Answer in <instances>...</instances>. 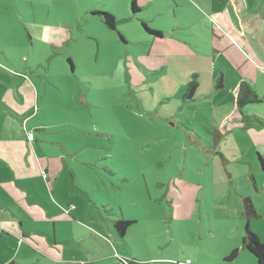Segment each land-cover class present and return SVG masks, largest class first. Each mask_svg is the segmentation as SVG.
Returning a JSON list of instances; mask_svg holds the SVG:
<instances>
[{
  "label": "crops",
  "instance_id": "0c3cea01",
  "mask_svg": "<svg viewBox=\"0 0 264 264\" xmlns=\"http://www.w3.org/2000/svg\"><path fill=\"white\" fill-rule=\"evenodd\" d=\"M18 1L0 0V26H3V30L7 26V33L2 34L3 38L0 39V264H41L43 260L48 264H129V258L134 257L133 253L131 254L132 244L125 246L123 243L128 238L130 228L133 227L129 235L139 229L138 226H133L137 222L136 219L133 218L136 222L128 229L124 238H118L113 228L109 227L107 230L113 235L114 241L108 240L111 237L106 235L103 225L97 224L96 227L93 223L90 224L89 220H93L90 215L95 218L94 208L91 207L89 215L80 204L84 202L86 195L90 196L89 182L82 181V166L89 167L93 161L83 156L86 157L85 161L82 160V165H79L76 158L81 149L69 146L64 137L65 133L62 134V131L71 126L66 121L69 105L63 103L55 110L47 101L48 73L41 63L46 55L45 49L48 55L52 52L66 54L65 57L73 63L71 69L75 74V59L87 67L89 62L104 63L110 58L120 61V58L132 55L145 73L170 74L173 80L181 83L179 86L184 93L187 88L185 83H188L189 78L181 82L185 76H181L182 72L176 64L167 65L166 58L174 61L177 58L195 61L194 58L198 56L207 57L211 54L235 51L245 59V63L255 75L260 76L264 85V1L255 4L257 0H136L139 11L135 13L132 7L134 0H70L72 5L77 7L74 9L81 20L78 24L75 21L49 22L51 7L45 8L42 21L28 19L23 15L20 17L15 12ZM62 1L55 0L54 3L63 4ZM22 9L23 6L19 5L17 10ZM95 9L117 14L119 25L126 22L134 25L131 29L118 26L117 30L108 31L101 15L91 11ZM86 14L89 17L81 16ZM14 16H18L19 20L16 29L22 26L30 43H33L34 38L42 43L40 60L31 61L33 54L28 55L16 50L21 49V42L25 46L27 43L9 31L8 27L12 25ZM139 17L145 19L150 27L160 31L162 35L149 33L142 25L139 27L136 24L140 21ZM94 20L100 22L103 30L97 33L86 30L90 21ZM156 20L157 23L154 24ZM27 26L30 27L29 35ZM122 29H125V32ZM80 33L86 34L87 38L84 36L82 39ZM115 33L124 36V41L114 36ZM91 37L96 43L90 40ZM85 38L92 43L82 47ZM5 41L8 42L4 43ZM64 47L66 50L62 49ZM145 58H148L149 62ZM95 68L96 66H93L94 70ZM62 70L63 74H66L65 66ZM193 74H198V71L193 69ZM243 81L248 82L263 97L259 105L261 109H255L254 105L249 104L243 108L244 113L251 117L257 115L264 120V89L260 85L255 86L253 76L246 73V77L236 84V98ZM57 112L63 115L60 116ZM222 116L220 129L224 134L219 131L215 136L216 147L221 149L220 153L224 156L222 160L228 162V156L231 155V161L240 162L246 154L237 145L235 135L230 136L231 143H221L218 146L223 135L227 137L232 133L234 126L243 129L254 126L260 130L255 132L257 136L251 131L247 132V137L253 145L256 138L260 141L254 147L263 158L259 145L264 143V126L254 119L244 122L236 99L235 106ZM50 130L55 131L49 136ZM30 133L34 134L33 140L29 138ZM256 159L255 167L250 165L249 176L256 182L254 186L258 192L261 191L258 184L260 179L264 187V163L260 156ZM228 175L231 177L233 174L228 172ZM186 184H177L182 193L172 191L181 210L189 192L195 191L199 194V190L204 188L203 183H200L199 190L197 184L192 185V188ZM248 195L253 198L260 213V217L249 221L244 211V197ZM218 202L221 206L217 213L227 219L220 230L226 234L225 239L230 240V246L222 254L226 256L242 244L245 235L242 226L246 219L250 228L258 235V230H264V220H261L264 215L260 211V205H264V202L254 197L252 192L241 193L238 197L223 192ZM100 208L102 209L101 202ZM180 214L188 216L183 211ZM99 215L106 223L111 222L102 216V211ZM75 217L88 224H81L83 230L78 233L69 230L72 228L70 225L76 222ZM96 231L104 236L101 237ZM142 233L144 234V231ZM87 237L99 241L101 246H89L85 242ZM83 245L86 246L85 249H82ZM123 249L128 254L122 252ZM138 249L140 251L139 246ZM166 250L160 245L159 249H154L155 257L150 259L146 255L142 261L146 264H171L173 260L164 256ZM244 250L241 245L238 258L228 261L236 260L235 262L239 263ZM155 258L157 260H154ZM189 259L187 257L184 261L173 263L183 264L182 262ZM250 264H256V260H252Z\"/></svg>",
  "mask_w": 264,
  "mask_h": 264
},
{
  "label": "rangeland",
  "instance_id": "374dc122",
  "mask_svg": "<svg viewBox=\"0 0 264 264\" xmlns=\"http://www.w3.org/2000/svg\"><path fill=\"white\" fill-rule=\"evenodd\" d=\"M63 1L61 4L54 3L55 0H19L15 12L20 17L23 15L28 19L42 21L45 10L51 7L49 22L75 21L78 24L81 20L74 9L77 7L70 0ZM263 1L257 0L255 4ZM19 5L23 6L21 11L17 10ZM91 11L110 13L96 9ZM112 15L118 18L117 14ZM12 19V25L8 27L10 33L18 35L27 43L25 46L21 42V49L16 50L33 54L31 61L40 60L42 43L37 38L30 43L23 27L16 29L18 16ZM156 23L157 20L154 21ZM136 24L139 27L141 25L140 21ZM133 25L126 22L118 24L117 28L123 26L131 29ZM29 28L27 26V33ZM101 29L103 30L100 22L95 20L90 21V25L86 27L87 31L93 33ZM107 30L110 31L109 28ZM122 30L125 32V29ZM4 33H7V26L4 30L0 26V39ZM80 36L82 39L84 36L87 38L86 34L80 33ZM114 36L120 38L118 33ZM86 38L82 47L92 43ZM90 40L96 43L93 37ZM62 49L66 50V47ZM45 50L46 55L41 63L48 73L47 101L55 110L63 103L69 105L66 121L71 126L62 131V134L65 133L69 146L81 149L76 158L79 165H82L81 162L86 157L93 161L89 167L82 166V181L89 182L90 196L86 195L84 202H80L89 215L91 207L94 208L95 218L90 215L93 219L89 220L90 224L103 225L106 235L111 237L108 240L114 241L113 235L107 230L109 227L113 228V223H106L99 215L103 211L100 201L116 206L117 212L121 211L125 218L136 219L133 226H138L139 229L129 235L133 227L130 228L128 238L123 243L125 246L132 244L131 254L134 257H130V260L142 261L146 255L152 259L156 256L154 249H159L161 245L167 249L164 256L173 260L171 264L184 261L187 257L191 264H250L252 260L255 261V256L246 249L241 254L239 263L225 259L232 252L222 255L230 246V240L225 239L226 234L220 231L227 219L217 213L221 206L218 200L223 192L235 197L252 192L254 197L264 202L262 179L258 181L261 191L256 192L249 176L250 165L255 167L256 158L259 157L254 145H258L260 141L256 138L253 145L247 132L251 131L257 136L255 132L260 130L254 126L245 129L234 126L232 133L227 137L223 135L218 146L221 143H231L230 136L235 135L240 150L246 153L240 162L231 161V155L228 156V162H224L219 155L221 149H217L215 144L216 134L219 131L223 133L220 129L222 115H226L235 106L236 84L247 73L253 76L255 86L260 85L264 89L260 76L255 75L245 59L235 51L207 57L198 56L194 58L195 61L177 58L175 62L166 58L167 65L176 64L182 72L181 76H185L181 82L188 78L190 80L193 69L198 71L199 90L195 100L190 101L183 99L184 91L179 86L181 83L173 80L170 74L145 73L132 55L120 58V61L110 58L104 63L89 62L87 67L75 59V74L66 54L52 52L48 55L47 49ZM145 59L149 62L148 58ZM64 66L66 74H63ZM93 66H96L95 70ZM172 70L171 73L174 74ZM221 73L224 86L218 89L215 84ZM260 104L252 105L255 109H261ZM53 131L55 130H50L49 136ZM259 147L264 158V143ZM228 172L233 175L230 177ZM79 180L81 181L80 178ZM179 181L186 182L191 188L197 184L198 190L200 183L204 184L199 194L191 191L186 195L183 210L178 208L179 201L172 194L175 190L182 193L177 186ZM217 193L219 197L216 196ZM119 204L121 208L118 207ZM182 211L188 216L180 214ZM260 211L264 215V205H260ZM75 219L76 222L70 225L72 228L69 230L78 233L83 230L81 224H88L76 217ZM236 221L240 222L238 219ZM246 222L247 219L242 226L244 234ZM228 223L233 225L232 222ZM258 232L260 239L264 240V230L263 233ZM85 242L93 248L101 246L92 237H87ZM241 245L240 243L239 248ZM85 248L83 245L82 249ZM121 251L126 252L125 249ZM239 254L240 252L238 256ZM41 264L48 262L43 260Z\"/></svg>",
  "mask_w": 264,
  "mask_h": 264
},
{
  "label": "trees",
  "instance_id": "16d2710c",
  "mask_svg": "<svg viewBox=\"0 0 264 264\" xmlns=\"http://www.w3.org/2000/svg\"><path fill=\"white\" fill-rule=\"evenodd\" d=\"M132 7H133V11L135 13L137 11H139L136 0H134L132 2ZM95 13L101 15L103 23L109 29H112V30L118 29L117 25L119 23V20L116 19V17H114L112 14L106 13V12H95ZM125 20H127V19H125ZM139 20H140L142 27H144V29L147 32L155 34V35H159V36L162 35L160 31L150 27L145 19H141L139 17ZM119 36L124 41L123 36H121V34H119ZM67 61L73 67V63L70 62V59H67ZM222 83L223 82H222V76H221L218 78V81L216 83V87L217 88L223 87ZM198 87H199V74H193V75H191V79L187 83L186 92L183 95L184 100H190V101L194 100ZM262 100H263V97L260 96L258 94V92L255 90V88H253L248 82L243 81L241 83V86L239 87V90L237 93L236 104H237L238 110L241 111L242 119L244 122H248L249 120L254 119L257 122H259V124L264 126V120L261 119L259 116H257V115L253 116L252 115V117H251V116L246 115L243 111V108L246 105H249V104L252 105L254 103H260V102H262ZM33 136H34V134H33ZM219 155L221 156V158H224V156L222 154H219ZM259 156H260V160L262 161V163H264V159L261 157V155H259ZM253 182L255 185L256 182L255 181H253ZM100 202H101V207L103 209V211H102L103 215L102 216L105 217L108 221H111L113 223V230L115 232V235L118 238H124L126 236L128 229L136 221L133 219L125 218L122 215L121 211H119V213H118L116 206H113L111 203H108V205H106L102 201H100ZM118 207H120V204ZM244 211H245V214L247 216L248 221L252 218L260 217V213L258 212V210L254 204L253 198L250 195L244 197ZM110 215H112L113 217L112 216L110 217ZM114 215H116L117 218H115ZM1 233H2V230L0 231V236H1ZM242 246L246 250H248L253 256H255L254 258L256 260V264H264V242H262V240L259 238L258 234L255 233L250 228L249 222H246V224H245V235L243 236V239H242ZM238 253H239V248L234 249L231 252V254L227 257V260L235 259L238 256ZM187 261H185V264H191L192 263L190 260H189L190 261L189 263H187ZM127 263H129V264H146V263L141 262V261H136L135 259H131L130 261L128 260Z\"/></svg>",
  "mask_w": 264,
  "mask_h": 264
},
{
  "label": "built area",
  "instance_id": "2783aa9c",
  "mask_svg": "<svg viewBox=\"0 0 264 264\" xmlns=\"http://www.w3.org/2000/svg\"><path fill=\"white\" fill-rule=\"evenodd\" d=\"M29 138L31 139V140H33L34 139V136H33V133H30L29 134ZM72 206V205H71ZM0 231H1V228H0ZM190 261L188 260L187 261V263H189ZM185 264V263H184Z\"/></svg>",
  "mask_w": 264,
  "mask_h": 264
}]
</instances>
